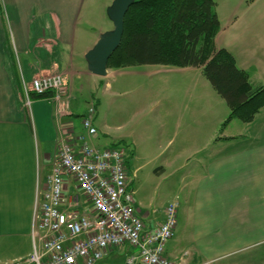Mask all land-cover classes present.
Returning <instances> with one entry per match:
<instances>
[{
    "label": "crops",
    "instance_id": "obj_1",
    "mask_svg": "<svg viewBox=\"0 0 264 264\" xmlns=\"http://www.w3.org/2000/svg\"><path fill=\"white\" fill-rule=\"evenodd\" d=\"M88 4L87 0H0L3 7L0 14V264H13L32 254L38 181L41 178L43 185L46 184L59 140L85 134L82 121L87 109L79 114L82 104L77 96L82 95V86L77 89V80L86 79L90 88L95 85L98 89L106 81L108 85V80L119 73L108 69L106 77H98L88 70L85 55L91 44L78 46L76 43L80 34H89L91 26L82 24ZM219 35L220 32L217 46L223 48ZM20 69L26 83L44 73L63 75L68 84V109L61 112L49 99H34L28 106ZM88 98L89 104L92 99H98V94L90 93ZM204 107L206 112L213 110L211 103ZM237 121L240 120L232 122ZM181 122L178 121V126ZM243 124L240 134L233 132L236 137L230 133L224 135L226 127L209 152L196 153L189 159L186 165L193 160L194 168L202 165L205 170L196 176V182L193 177V182H188L190 173L184 175L182 171L183 188L196 193L193 202L191 195L183 204L173 200L178 203L180 231L166 245V256L175 264H248L250 251L253 261L264 264L263 257L257 253L264 246V107L254 120ZM97 130L90 143L107 148L99 146L103 139L99 136V127ZM132 152L136 160L137 155ZM130 166L127 159L126 168L133 181L137 174H131ZM161 169L167 173L164 166ZM68 184L67 193L75 190L82 194L75 189L74 182L68 181ZM84 206L87 210L89 204ZM136 206L152 229L163 220L165 209L161 217L153 218L148 212H142L138 202ZM187 233L191 234V240L186 246ZM116 249L105 257L114 254ZM122 251L133 253L130 247H123Z\"/></svg>",
    "mask_w": 264,
    "mask_h": 264
},
{
    "label": "rangeland",
    "instance_id": "obj_2",
    "mask_svg": "<svg viewBox=\"0 0 264 264\" xmlns=\"http://www.w3.org/2000/svg\"><path fill=\"white\" fill-rule=\"evenodd\" d=\"M214 1L221 22L219 44L234 55L240 68L247 69L255 86L263 85L264 0ZM112 2L87 0L89 4L85 10L88 9V13H83L82 24L86 23L91 27L87 36L79 35L76 40L78 46H87L86 43L90 42V47L93 48L102 33L113 29L107 15V9ZM80 59L82 61L83 58L79 57ZM75 60L78 65V55ZM54 75L56 73L49 72L37 76ZM62 77L65 81V77ZM108 82V85L106 81L95 89V85L90 88L88 80H77V89L82 86V95L78 93L77 96L82 104L79 114H83L86 109L88 112L92 103L97 102V105L94 104L97 122L94 120V123L99 127V136L103 139L99 146L114 145L125 151L126 159L131 164V174H137L133 181L129 177V181L133 182L131 187L135 192V201L139 203L142 212L159 218L168 204L175 199L183 204L186 197L191 195L193 202L196 192L190 193V188H183L182 174L190 173L187 181H191L193 177L196 182V176H201L205 170L202 165L194 168L193 160L186 165L189 159L196 153L209 152L220 134L230 133L236 137L233 132L240 134L243 122H230L223 127L229 117L230 108L199 69L177 71L167 66L137 65L119 70L117 76ZM90 93H95V96L98 94V99H92L88 104ZM67 99L61 102L65 103ZM207 103H211L213 110L210 112H206L204 107ZM180 120L181 126H178ZM226 127L228 128L225 130ZM223 130L225 131L221 133ZM213 137V144L209 147ZM132 151L137 155L136 160ZM163 166L167 171L165 174L162 173ZM87 211L91 212L92 207L89 206ZM179 220L181 218L177 215L175 234L180 231ZM190 237L191 234L187 233L188 242H184L186 246L191 240ZM125 247L129 249V246ZM122 248H117L114 254L103 258L97 264H129L128 260L137 254V249L132 248L133 253L127 254ZM259 251L258 256L263 257L264 262V246ZM249 253L248 264H258L252 260V251Z\"/></svg>",
    "mask_w": 264,
    "mask_h": 264
},
{
    "label": "built area",
    "instance_id": "obj_3",
    "mask_svg": "<svg viewBox=\"0 0 264 264\" xmlns=\"http://www.w3.org/2000/svg\"><path fill=\"white\" fill-rule=\"evenodd\" d=\"M20 73L28 106L31 93L53 92L51 100L60 111L68 109V101L61 102L69 97L62 75L36 77L26 83L21 69ZM94 104L82 121L85 134L60 139L46 184L41 178L38 181L33 252L13 264H97L112 249L125 246L137 249L129 264H175L166 256V244L175 236L177 203L166 207L164 219L154 229L146 224L136 206L125 151L90 143L98 134ZM68 181L82 194L67 193Z\"/></svg>",
    "mask_w": 264,
    "mask_h": 264
},
{
    "label": "trees",
    "instance_id": "obj_4",
    "mask_svg": "<svg viewBox=\"0 0 264 264\" xmlns=\"http://www.w3.org/2000/svg\"><path fill=\"white\" fill-rule=\"evenodd\" d=\"M124 27L122 43L108 69L137 65L201 69L230 108L223 127L235 119L249 123L264 107V86H255L234 55L217 46L221 22L214 0H136ZM53 97V92L30 94L31 102Z\"/></svg>",
    "mask_w": 264,
    "mask_h": 264
},
{
    "label": "water",
    "instance_id": "obj_5",
    "mask_svg": "<svg viewBox=\"0 0 264 264\" xmlns=\"http://www.w3.org/2000/svg\"><path fill=\"white\" fill-rule=\"evenodd\" d=\"M136 0H113L107 9L113 29L102 33L96 44L85 55L90 73L98 77L108 75L109 60L120 47L124 35L125 16Z\"/></svg>",
    "mask_w": 264,
    "mask_h": 264
}]
</instances>
